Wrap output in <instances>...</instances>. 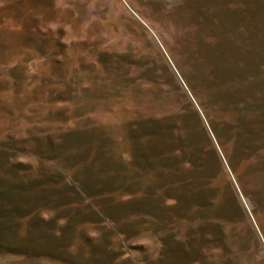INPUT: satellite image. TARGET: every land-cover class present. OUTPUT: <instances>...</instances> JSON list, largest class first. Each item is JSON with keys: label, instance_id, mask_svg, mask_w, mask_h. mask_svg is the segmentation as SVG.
I'll list each match as a JSON object with an SVG mask.
<instances>
[{"label": "rangeland", "instance_id": "rangeland-1", "mask_svg": "<svg viewBox=\"0 0 264 264\" xmlns=\"http://www.w3.org/2000/svg\"><path fill=\"white\" fill-rule=\"evenodd\" d=\"M0 264H264V0H0Z\"/></svg>", "mask_w": 264, "mask_h": 264}, {"label": "trees", "instance_id": "trees-1", "mask_svg": "<svg viewBox=\"0 0 264 264\" xmlns=\"http://www.w3.org/2000/svg\"><path fill=\"white\" fill-rule=\"evenodd\" d=\"M180 162V161H179ZM177 169H180V170H182L183 168L182 167H180L179 165H178V168ZM184 177V176H183ZM180 178H182V177H180ZM180 178H178V179H180ZM177 197V196H176ZM178 199H179V196L177 197Z\"/></svg>", "mask_w": 264, "mask_h": 264}]
</instances>
